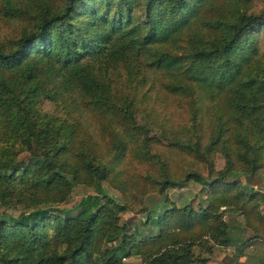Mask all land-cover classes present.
Masks as SVG:
<instances>
[{
	"label": "trees",
	"instance_id": "trees-1",
	"mask_svg": "<svg viewBox=\"0 0 264 264\" xmlns=\"http://www.w3.org/2000/svg\"><path fill=\"white\" fill-rule=\"evenodd\" d=\"M0 17L24 25L0 41V264H205L264 240V0H0Z\"/></svg>",
	"mask_w": 264,
	"mask_h": 264
},
{
	"label": "rangeland",
	"instance_id": "rangeland-1",
	"mask_svg": "<svg viewBox=\"0 0 264 264\" xmlns=\"http://www.w3.org/2000/svg\"><path fill=\"white\" fill-rule=\"evenodd\" d=\"M23 23L19 20H6L0 17V41H7L22 31ZM215 165L217 168L222 167L223 158L220 155H217L215 159ZM255 188H261L263 186L264 177L254 176L248 179ZM105 189L108 193L119 196L117 190L109 186L106 182L103 183ZM201 185L197 182L190 181L185 187L182 188H170L167 190V194L172 198L177 204H183L186 201H189L190 197L197 195ZM91 191V189H82L80 186H76L73 190L71 197L63 206H70L76 203V200L84 193ZM203 195V194H202ZM204 196V195H203ZM198 199V198H197ZM197 199L193 200V203L196 204ZM154 200V197L147 198L146 202ZM123 217H131L133 220L140 218L141 214L137 212L126 211L122 213ZM225 218L230 221L229 235L236 239L237 244L241 245L243 238H246L250 231L244 230L242 217L238 214L226 213ZM255 241H260L255 240ZM262 243H254L252 247L248 245L244 246L243 250L240 253H236L235 246L230 245L227 247H219L215 250L211 259H208L205 264H258V262L264 260V240ZM123 264L135 263L139 259L135 256H130L121 259Z\"/></svg>",
	"mask_w": 264,
	"mask_h": 264
},
{
	"label": "crops",
	"instance_id": "crops-1",
	"mask_svg": "<svg viewBox=\"0 0 264 264\" xmlns=\"http://www.w3.org/2000/svg\"><path fill=\"white\" fill-rule=\"evenodd\" d=\"M262 240H260V241H251L250 243H248V244H246V246L248 247V245L250 246V247H252V244H254V243H262L261 242ZM258 264H264V260L263 261H260V262H258Z\"/></svg>",
	"mask_w": 264,
	"mask_h": 264
},
{
	"label": "built area",
	"instance_id": "built-area-1",
	"mask_svg": "<svg viewBox=\"0 0 264 264\" xmlns=\"http://www.w3.org/2000/svg\"><path fill=\"white\" fill-rule=\"evenodd\" d=\"M260 190L263 192L264 194V181H263V186L260 188ZM263 216H264V208H263Z\"/></svg>",
	"mask_w": 264,
	"mask_h": 264
}]
</instances>
